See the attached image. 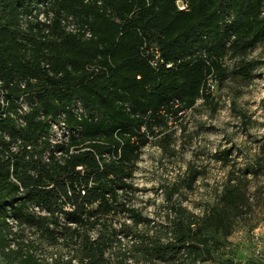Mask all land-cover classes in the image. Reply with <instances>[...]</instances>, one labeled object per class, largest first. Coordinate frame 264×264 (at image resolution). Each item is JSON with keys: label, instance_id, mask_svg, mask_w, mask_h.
Instances as JSON below:
<instances>
[{"label": "trees", "instance_id": "obj_1", "mask_svg": "<svg viewBox=\"0 0 264 264\" xmlns=\"http://www.w3.org/2000/svg\"><path fill=\"white\" fill-rule=\"evenodd\" d=\"M261 42L264 0H0V255L213 260L220 242L209 228L228 236V210L243 205L232 177L204 219L180 205L154 230L128 202L131 179L149 136L209 101L227 59L251 77L245 57ZM215 157L227 167L228 151ZM247 174L264 176V135ZM47 247L52 263L36 254Z\"/></svg>", "mask_w": 264, "mask_h": 264}, {"label": "rangeland", "instance_id": "obj_2", "mask_svg": "<svg viewBox=\"0 0 264 264\" xmlns=\"http://www.w3.org/2000/svg\"><path fill=\"white\" fill-rule=\"evenodd\" d=\"M245 59L253 64L251 77L234 75L239 58L227 59L228 76L215 84L209 101H198L165 130L149 136L131 179L134 190L128 202L154 221L151 230L165 226L180 205L204 219L220 203L228 178L237 182L241 213L228 210V236L209 228L208 234L220 242L219 250L213 260L195 264H264V176H245L264 135V42ZM227 151L225 167L215 156ZM124 244L132 247L136 242ZM43 251L36 254L52 263L53 249ZM0 264L10 263L0 255Z\"/></svg>", "mask_w": 264, "mask_h": 264}, {"label": "built area", "instance_id": "obj_3", "mask_svg": "<svg viewBox=\"0 0 264 264\" xmlns=\"http://www.w3.org/2000/svg\"><path fill=\"white\" fill-rule=\"evenodd\" d=\"M179 5H180V8L181 9H184L185 8L183 3L179 2ZM214 88H215V85L212 86V89H214Z\"/></svg>", "mask_w": 264, "mask_h": 264}]
</instances>
